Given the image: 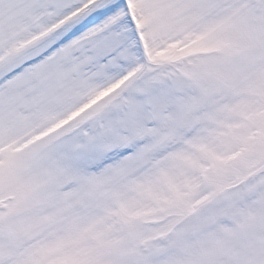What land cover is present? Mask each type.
Instances as JSON below:
<instances>
[{"label":"snow or ice","instance_id":"snow-or-ice-1","mask_svg":"<svg viewBox=\"0 0 264 264\" xmlns=\"http://www.w3.org/2000/svg\"><path fill=\"white\" fill-rule=\"evenodd\" d=\"M0 264H264V0H0Z\"/></svg>","mask_w":264,"mask_h":264}]
</instances>
